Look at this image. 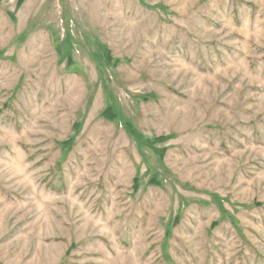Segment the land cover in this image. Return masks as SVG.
<instances>
[{"label":"rangeland","instance_id":"obj_1","mask_svg":"<svg viewBox=\"0 0 264 264\" xmlns=\"http://www.w3.org/2000/svg\"><path fill=\"white\" fill-rule=\"evenodd\" d=\"M0 264H264V0H0Z\"/></svg>","mask_w":264,"mask_h":264}]
</instances>
